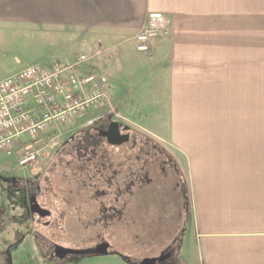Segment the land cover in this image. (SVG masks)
<instances>
[{"label":"crops","instance_id":"0c3cea01","mask_svg":"<svg viewBox=\"0 0 264 264\" xmlns=\"http://www.w3.org/2000/svg\"><path fill=\"white\" fill-rule=\"evenodd\" d=\"M151 12L169 28L139 52ZM0 23L82 33L90 49L120 43L111 71L126 80L112 99L125 90V109L160 111L161 128L167 115L187 158L195 264H264V0H0ZM231 97L237 121L215 120L212 101Z\"/></svg>","mask_w":264,"mask_h":264},{"label":"rangeland","instance_id":"374dc122","mask_svg":"<svg viewBox=\"0 0 264 264\" xmlns=\"http://www.w3.org/2000/svg\"><path fill=\"white\" fill-rule=\"evenodd\" d=\"M85 37L64 28L0 23V79L32 63L45 66L105 48L90 49ZM117 55L104 52L81 66L83 75L107 77L111 107L100 103L46 131L39 145L48 157L37 176L29 168L0 161V241L13 264H140L162 253L170 257L158 264L198 262L190 234L187 158L173 143L167 115L161 128L154 122L164 116L160 111L125 109V90L112 99L115 78L122 85L126 80L123 73L114 76L111 71ZM211 104L223 112L212 115L219 116L215 120L237 121V98ZM109 121L130 126L127 144L110 146L103 140L98 147L89 142L99 138L97 127ZM72 136L75 141L64 147ZM29 178L38 181L37 199L48 211V224L26 202ZM102 243L109 252L95 254ZM56 245L88 252L62 259L55 255Z\"/></svg>","mask_w":264,"mask_h":264},{"label":"built area","instance_id":"2783aa9c","mask_svg":"<svg viewBox=\"0 0 264 264\" xmlns=\"http://www.w3.org/2000/svg\"><path fill=\"white\" fill-rule=\"evenodd\" d=\"M168 28L167 14L149 13L146 25L134 37L137 50L149 51L152 40L167 34ZM119 46L98 48L92 56L82 53L50 67L32 63L0 79V161L37 174L48 157L39 145L46 131L100 103L111 107L107 77L83 75L81 66L104 52L118 53Z\"/></svg>","mask_w":264,"mask_h":264},{"label":"water","instance_id":"95a60500","mask_svg":"<svg viewBox=\"0 0 264 264\" xmlns=\"http://www.w3.org/2000/svg\"><path fill=\"white\" fill-rule=\"evenodd\" d=\"M101 135H104L107 138V141L111 145H122L128 142L130 139V126L125 123L113 122L111 123L108 129L101 131ZM31 212L32 214H38L40 216L41 222H45V224L49 223L48 220L44 221L46 218L45 214H47L46 210L42 208L41 205H39L38 203L35 202L34 205L31 206ZM57 247H58L57 253L60 257H64L65 255L70 254V253L78 252L75 249L66 248L60 245H58ZM107 249H108V244H102L98 247L97 251L96 250L94 251V253L103 254L105 252L102 250H105L107 252ZM85 252L87 253L88 251H85ZM168 257H170L169 254L165 255L162 253L159 257L144 258L140 264L164 263Z\"/></svg>","mask_w":264,"mask_h":264},{"label":"flooded vegetation","instance_id":"af4514ba","mask_svg":"<svg viewBox=\"0 0 264 264\" xmlns=\"http://www.w3.org/2000/svg\"><path fill=\"white\" fill-rule=\"evenodd\" d=\"M111 123H113L112 121H109V123L106 125V124H101L100 125V127H97V130L96 131H98V135H99V138H95V139H89V142L90 143H92L94 146H98V147H100V146H103V144H101V142H103V140L104 141H106V143H108V145H110V146H119V145H111L108 141H107V138L104 136V135H101V131H103V130H106V129H108L109 128V126L111 125ZM114 127H116V126H114ZM123 133H125V132H123ZM131 139V138H130ZM130 139H129V141H130ZM75 141V137L74 136H72L69 140H67V141H65L64 142V147L65 146H67V145H69L71 142H74ZM100 141V142H99ZM128 141V142H129ZM128 142H126V143H124V144H127ZM79 151V150H78ZM35 176H37V174L35 175ZM27 184H28V187L26 186V187H24V189L26 188V190H27V193H26V202L28 201V204L30 205V209H31V206L32 205H34V203L36 202V203H38L39 205H41L40 203H39V201H38V199H37V195H38V193H39V191H40V186H39V184H38V181L36 180V178H34V179H32V178H29L27 181ZM131 184V182H129V184L128 183H125V185H130ZM130 188V186L128 187V189ZM34 199H35V201H34ZM45 209V208H44ZM46 212H47V214H45V215H48V211L46 210ZM102 244H107V243H102ZM102 244H100V245H102ZM99 245V246H100ZM98 246V247H99ZM98 247H97V249H96V251L98 250ZM81 251V250H80ZM79 250H78V252H74V253H70L71 255L73 254H86V252L85 251H81L80 252ZM102 251H104L105 253H107V252H109V250L107 249V252L105 251V250H102ZM58 247H57V245L55 246V255L58 257V258H64V257H60L59 255H58ZM95 254H97V253H95ZM68 255V254H67Z\"/></svg>","mask_w":264,"mask_h":264},{"label":"trees","instance_id":"16d2710c","mask_svg":"<svg viewBox=\"0 0 264 264\" xmlns=\"http://www.w3.org/2000/svg\"><path fill=\"white\" fill-rule=\"evenodd\" d=\"M99 175V174H98ZM106 175V174H105ZM0 240H1V234H0ZM0 264H13L11 262L10 256L8 251H5L1 247V241H0Z\"/></svg>","mask_w":264,"mask_h":264}]
</instances>
